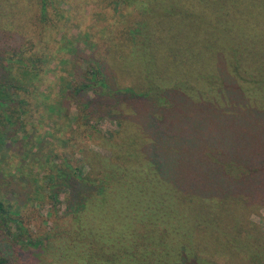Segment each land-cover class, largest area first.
I'll return each mask as SVG.
<instances>
[{
	"label": "rangeland",
	"instance_id": "rangeland-1",
	"mask_svg": "<svg viewBox=\"0 0 264 264\" xmlns=\"http://www.w3.org/2000/svg\"><path fill=\"white\" fill-rule=\"evenodd\" d=\"M110 1L65 0L64 3H59L55 0L53 6L49 7L48 21L42 22L37 19L39 1L37 3V0H0V57L5 59L7 54L15 49H27L28 55L36 53L45 56L48 60L43 66L41 81L33 80L29 83L31 89L37 86L38 89L34 91L35 99L31 102V114L27 117L26 127L30 131L35 129L36 132L29 133L28 140L31 141H28L22 133L17 135L18 139L7 138L6 144L0 150V195L22 211L21 219L26 225L27 233L31 235L30 242H32L30 244L26 241L14 224L1 223L0 253L9 257L10 264H78L76 257L72 255L74 250L70 251V255L67 254L66 263L59 261L62 251L59 252L57 249L64 250V247L60 246L61 242L52 241L48 246L47 242L40 241V237L52 236L56 232L55 225L70 223L66 217L73 214V210L66 202L72 199L74 205H78L77 203L82 201L79 199V194L83 199L87 196L92 199L88 201V207L83 210L86 213L87 226L94 227L97 218L109 212V209H120L119 205L124 202L121 199H138L139 203H130L132 207L129 215L132 219H126L125 223L135 222L138 207H142L143 213L148 216L146 222L150 225L141 226L140 231L134 235L135 240L149 245L154 236L157 247L166 251V241L169 240L168 237L166 238V232H170L166 227L174 231L169 241L175 242L177 239L172 238L177 233L176 226L172 225L174 220H171V215L167 217V214L185 215L182 199L193 185L189 182L187 189L181 186V178L185 176L184 168L179 163L169 166L166 164L168 168L166 178L170 177L171 182L160 184L157 175L151 172L148 166H143L142 162H139L129 171H133L134 174V183L129 191L125 180H119V176L113 179L111 173L114 168H105L106 163L103 161L110 157L113 151L124 152L125 142L129 137L139 141L140 149L142 147L144 149L145 138L146 136L150 138V135L145 130L140 117L150 109L155 112L165 106H159L149 98L138 99L132 94L95 96L90 91L87 94L73 96L70 94L69 85L75 80L81 81L82 76L86 75L90 56H94L102 63L111 87H135L137 90H145L152 83L161 85L162 82L168 84L166 87L170 86L169 88L174 87L170 84L179 85V82L185 83V86L190 88L202 87L198 84V80L175 78L177 59L179 57L183 61L187 59L190 61L187 69L193 70L192 74L211 76L219 73L223 78L224 86L230 90L234 102L245 103L239 91L238 94L233 91L241 85L235 74L231 73L229 64H240L238 57L243 53L242 50L248 51L249 46H254L259 51L264 50L261 40L251 38L253 30H249L248 26L254 24V21L250 22L251 11L245 5L238 8L237 3L232 5L221 1L217 5L218 10L216 5L212 6L215 9L204 12L198 8L197 23L202 21L205 27L209 26L210 33L228 35L230 40L225 38L219 43H224L230 48L215 49L217 48L215 40L210 39L205 42L204 38L190 36V49L187 50L190 59L182 53H176L174 56L170 53V50H176L178 47L174 49L170 46L169 54L166 55V47L163 43L159 45L162 53L154 52V54L152 50H145L139 41V45L134 49L135 43L128 37L127 28L134 25L136 19L149 18V14L145 15L142 10L132 7L124 9L122 6L111 4ZM258 11L254 10V13H259ZM151 22L154 24L157 19L154 17ZM165 24L166 28L176 24L179 28L195 30L193 27V30L188 28L192 25L182 20ZM148 34L144 37L147 38ZM31 39L32 43H30ZM164 39L166 42L165 37ZM64 46L67 48L64 49ZM72 46L77 47L75 53L70 50ZM140 54L147 60L155 58L154 63H150L152 70H148L149 63L144 65L138 59ZM172 56L174 59L168 66L166 59ZM253 56L244 59L242 64L252 65L255 60ZM206 65H209L211 70ZM154 66L158 74L152 76ZM241 67L246 69L243 65ZM145 71L151 73L145 74ZM244 71H239V75ZM182 74L188 75L183 71ZM157 76L161 77L155 79ZM219 88L218 85L215 86L214 91ZM88 99L93 100L89 112L87 111L90 118L84 119V112L76 108L75 102L80 101L78 105L82 106ZM199 100L204 101L199 98L192 105L198 107ZM166 108H170L169 105ZM90 123L94 127L91 128ZM168 123L176 137V125L172 120ZM169 146V142H166V149ZM202 154L208 165L203 163L207 166L204 169L207 168L206 172L214 175L215 178L219 173L227 174L228 168L235 167H229L228 161H221L211 155L208 158L204 153ZM66 157L72 159L70 161L72 164L82 166L84 173L91 175L95 172L98 177H107L108 180L96 185L89 184L86 189H75V191L71 185L69 186V182L55 184L54 180L50 179V175L57 165H60L61 159ZM87 162L93 167L96 165L97 170H92ZM241 167L242 165L236 166L238 170H245V167ZM202 170L191 180L197 186L198 192L204 193V198L208 199L207 194L212 192L211 187L216 190L220 183L212 179V175L203 174ZM51 186L53 190L50 189ZM120 191L130 195L119 193ZM54 193L55 198L52 196ZM54 199H60L56 207H52ZM190 199L198 198L190 197ZM147 205H152L153 210L146 212L144 209ZM223 212L221 217L225 223L219 222L220 231L224 232L228 227L232 228L230 230L232 231L233 227L230 225L233 222L232 212L228 208L223 209ZM240 218L239 223L242 224ZM251 219L258 224L264 234V214L253 213ZM121 222L120 219L117 229L121 227ZM251 230L253 231L252 228ZM64 242L69 243V240L64 238ZM52 245L54 246L51 247ZM121 250L125 248L121 246L113 248L111 245L109 250L104 249L108 253ZM205 258L213 261L210 254Z\"/></svg>",
	"mask_w": 264,
	"mask_h": 264
},
{
	"label": "trees",
	"instance_id": "trees-1",
	"mask_svg": "<svg viewBox=\"0 0 264 264\" xmlns=\"http://www.w3.org/2000/svg\"><path fill=\"white\" fill-rule=\"evenodd\" d=\"M38 1L40 8L38 7L37 19L42 22L48 21L49 7L53 6L55 0H37V3ZM221 1L232 5L237 3L238 8L245 5L250 9L252 15L250 22L254 21V24L248 26L249 30H253L251 38L261 40L264 44V0H111L110 3L124 9L132 7L142 10L145 15L149 14V18L136 19L134 25L127 28L128 37L135 43L134 49L139 45V41L145 50L162 53L159 45L163 43L166 55L169 54L168 48L171 46L174 49L178 47L176 50H170L173 56L182 53L189 57L187 50L190 49V36L204 38L205 42L215 40L217 44L215 49L230 48L224 43H219L225 38L229 39L228 35L210 33L209 26L205 27L202 21L197 23L198 8L204 12L215 9L212 6L216 5L218 10L217 5ZM58 2L64 3L65 0ZM254 10H259V13H254ZM154 17L157 22L152 24ZM217 19L218 17L215 20ZM175 20L187 22L192 25L188 28L195 30L179 28L176 24H171L168 28L166 24L164 25ZM146 34L147 38L144 37ZM70 50L75 53L77 47L72 46ZM27 52V49H15L8 53L5 59L0 57V150L6 144L7 138L18 139L17 135L22 133L28 140L29 133L36 132L35 129L30 131L26 127L27 117L31 114V102L35 99L34 91L38 89V86L31 89L29 83L33 80L41 81L43 66L48 60L43 55L39 56L36 53L28 55ZM242 52L238 57L240 64H229V69L241 85L233 91L236 93L239 91L245 103L234 102L219 73L211 76L192 74L193 70L187 69L190 62L187 59L184 61L180 57L177 59L175 78L198 80L202 87L190 88L179 82V85L170 84L174 87L169 88L170 86L166 87L168 84L162 82L161 85L152 83L145 90H137L135 87H111L102 63L94 56L89 57L86 75L82 76L81 81L75 80L69 85L70 94L73 96L87 94L90 91L95 96L132 94L138 99L149 98L159 106H165L155 112L150 109L140 117L150 135V138L148 136L145 138L147 144L144 143V149L143 147L140 149L139 141L129 137L125 142L124 152L113 151L110 157L103 160L106 163L105 168H114L111 173L113 179L119 176V180H125L130 191L134 183V174L133 171H129L132 166L142 162L141 165L148 166L150 171L157 175L160 184H165L166 181L171 182L170 177L166 178L168 174L166 164L169 166L179 163L185 171L184 178H181V186L187 189L189 182L193 186L182 199L185 215L167 214V217L171 215V220H174L172 225L176 226L177 233L172 238L177 239L175 242L169 241L174 231L166 227V230L170 231L166 232V238L169 239L166 241V251L157 247L154 236H151L149 245L135 240L134 235L140 231L141 226L150 225L146 222L148 216L143 213L142 207H138L135 222L125 223L126 219H132L129 215L132 207L130 203H139L138 199H121L124 201L119 205L121 208L109 209V212L97 218V223L94 221V227L87 226L86 213L83 212L88 207V201L92 199L88 196L83 199L79 194L82 201L76 206L72 199H68L66 204L68 203V207L73 210V214L66 217L70 223L55 225L56 232L51 234L52 236L40 237V241L47 242L48 246L52 241L61 242L60 246H63L64 250L57 249L59 252L62 251L59 261L66 263L67 254L70 255V251L74 250L72 255L76 257L78 264H264V234L258 224L251 219L253 213L264 214V50L259 51L254 46H249L248 51ZM252 55L255 59L252 65L242 64L244 59L247 60ZM173 56L166 59L168 66L172 64ZM138 59L144 65L149 63L148 70H152L150 63H154L155 58L147 60L140 54ZM242 65L246 69L242 68ZM207 68L211 70L209 65ZM242 70L245 71L239 75V71ZM182 71L188 75H183ZM149 72L151 73L145 71V74ZM157 74L154 66V74L151 75ZM160 77L157 76L155 79ZM217 85L220 88L214 93V87ZM199 98L204 101L199 100L198 107L192 105ZM90 101L88 99L82 106L78 105L80 101L75 102L76 108L84 112V119L90 118L88 112L93 100ZM167 105L170 108L167 109ZM171 120L176 125V137L168 123ZM92 126L94 127L90 123L91 128ZM166 142L170 144L167 149ZM202 153L208 158L211 155L221 161H228L229 167H235L228 168L227 174L219 173L215 178L206 172L207 168L204 169L208 165ZM70 161L72 159L68 157L61 159L60 165L54 170L56 173L53 171L50 175L55 184L69 182V186L71 185L75 191L86 189L89 184L96 185L108 180L107 177H98L95 172L91 175L84 173L82 166L78 167ZM87 163L92 170H97L96 165L93 167L90 162ZM238 165L245 167V170H238L236 168ZM119 170L122 171L115 174ZM200 170L203 174L212 175V179L220 183L216 190L211 187L212 192L207 194L208 199L204 198V193L198 192L197 186L191 180L195 175L198 176ZM50 189L53 190V187ZM119 193L130 195L123 191ZM52 196L55 198V193ZM58 201L60 199H54L52 207H56ZM102 202L100 201L104 205ZM225 208L232 212L233 222L230 225L233 230L230 231L232 228L228 227V230L221 232L220 223H225L221 216ZM151 209L153 210V206L147 205L144 210L147 212ZM21 216L22 211L0 195V226L1 223L14 224L22 232L23 238L31 244V235L27 233ZM239 218L243 221L242 224L239 223ZM120 219L121 227L117 229ZM64 238H67L69 243H63ZM111 245L113 248L124 247L125 250L105 252L104 249L109 250ZM72 246L74 249L71 250ZM207 254H210L213 261L205 258ZM0 264H10L9 257L0 253Z\"/></svg>",
	"mask_w": 264,
	"mask_h": 264
}]
</instances>
